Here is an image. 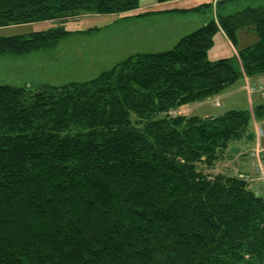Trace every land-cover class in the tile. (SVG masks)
Returning a JSON list of instances; mask_svg holds the SVG:
<instances>
[{
	"label": "trees",
	"instance_id": "1",
	"mask_svg": "<svg viewBox=\"0 0 264 264\" xmlns=\"http://www.w3.org/2000/svg\"><path fill=\"white\" fill-rule=\"evenodd\" d=\"M169 0H156L165 3ZM140 0H0V27L87 14H204L173 48L138 51L84 81L0 84V264H264V196L214 168L256 143L264 101L172 115L264 75V0L134 13ZM256 42L212 61L223 31ZM62 26L0 36V56L53 49Z\"/></svg>",
	"mask_w": 264,
	"mask_h": 264
},
{
	"label": "rangeland",
	"instance_id": "2",
	"mask_svg": "<svg viewBox=\"0 0 264 264\" xmlns=\"http://www.w3.org/2000/svg\"><path fill=\"white\" fill-rule=\"evenodd\" d=\"M214 1L182 0V2L175 1L163 7H193L202 3H214ZM150 3L157 2L156 0H140L141 7H145ZM158 8L152 7L149 10H156ZM209 13L210 10L207 9L204 14H190L188 16L183 14L155 16L157 14H154L139 18H123L122 14H87L69 18L64 22L58 20L39 21L0 27V36L47 30L58 26L71 31H85L91 28H99V30L90 34L73 33L62 39L55 48L47 51H35L26 55H1L0 84H27L32 90H35L42 83L59 85L69 81L89 80L97 76L101 71L113 67L117 62L126 58L130 54L129 52L139 50L160 51L173 48L180 37L202 26L208 18ZM177 27L180 28L174 34V29ZM160 28L164 36L172 32L169 41H166L164 44H152L153 46L151 47L149 44L147 48L138 45L139 42H137L134 32L140 34L145 31H157ZM131 33H133V39L131 38ZM220 33L215 35L214 45L209 50L208 56L212 61L224 57H234L236 51L256 42L258 39L256 33L244 29H240L237 32L236 40L233 42ZM151 36L153 40L160 39L158 36ZM147 40L149 39L143 37L142 41L145 42ZM244 83L245 81L240 79L235 84L229 86L222 93L224 96L221 99L212 97L203 101V103L195 102L183 105L172 111L171 114L199 115L203 117L216 116L231 109H248L253 104L264 101V95L257 90L259 87L264 86V79L260 81L259 79L255 80L252 78L250 80L249 85L253 90L252 94H249L246 88H242ZM260 128L264 131V124L255 121L256 138L257 131ZM254 147L255 142L250 144L244 140L234 141L229 145L225 154L216 162L214 168H207L204 165H201V168L205 172H224L246 176L249 173L242 171L244 170L243 168L241 171L238 168L243 163L245 153L247 155L249 152L250 161L245 170H250L257 178L251 180L255 176L249 174L248 181L257 195L264 196V188L263 190L259 188V186H264V182L260 180L259 173L254 168ZM246 157L248 158V156ZM252 181L254 182L252 183Z\"/></svg>",
	"mask_w": 264,
	"mask_h": 264
},
{
	"label": "crops",
	"instance_id": "3",
	"mask_svg": "<svg viewBox=\"0 0 264 264\" xmlns=\"http://www.w3.org/2000/svg\"><path fill=\"white\" fill-rule=\"evenodd\" d=\"M175 1H181L182 2V0H172V1H168V2H165V3H150V4H148L147 6H145V7H139V9H137L136 11H134V13H138V12H140V11H144V10H147V9H150V8H152V7H159L158 9H170V8H172V7H170V8H168V7H163V6H165L166 4H171V3H173V2H175ZM157 5H160V6H157ZM173 8H178V9H182V8H190V7H173ZM166 14H170V13H157V15H155V16H164V15H166ZM176 15H180V14H177V13H175ZM89 15V14H88ZM190 15V14H189ZM186 16V15H185ZM188 16V15H187ZM179 28L180 27H177L176 29H174L173 31H174V34H175V32H177L178 30H179ZM131 32V31H130ZM222 33L226 38H228L227 36H226V34L221 30V31H219L218 33ZM135 33V38H136V40H137V42H139V44L138 45H141L140 47H142V46H145V48H147V47H149V44H150V47L151 46H153L152 44H154V45H157V44H164V43H166V41H169V38H170V36H171V34H172V32L169 34V35H166V36H164V33H163V31H162V29L160 28L159 30H157V31H153V32H148V31H145V32H142V33H138V32H134ZM220 33V34H221ZM221 34V35H222ZM151 35H153L154 37H156V36H158V37H160V39H157V40H153V38H152V36ZM143 37H145V38H147V39H149V40H147V41H145V42H143L142 40H143ZM131 38L133 39V33H131ZM153 42V43H152ZM138 47V46H137ZM140 51V50H139ZM134 52H138V51H134ZM134 52H129L130 54L131 53H134ZM236 54H237V51H236ZM259 79L260 81L261 80H263L264 79V75H261V76H256V77H250V78H247V77H245V78H243V80L245 81V83H244V86H242V88L243 89H247L248 90V93L249 94H252V93H250V91H249V82H250V80L251 79ZM247 83V84H246ZM224 95L223 94H220V95H218V96H215L216 98L215 99H217V98H222ZM201 103H203V102H201ZM256 144V143H255ZM262 144L264 145V139L262 140ZM250 149V148H249ZM246 156H248V158L246 157ZM249 161H250V158H249V152H248V154L246 155V153H245V156H243V163H241L240 164V168H238V166H237V168L241 171V169L243 168L244 170H242V171H245L246 173H249L250 175H252V176H255L254 175V173H251L250 172V170H245L246 169V166H247V164L249 163ZM246 162V163H245ZM239 171V172H240ZM249 174H246V175H249ZM251 176V177H252ZM257 178V176H255V177H252L251 178V180H255ZM254 181H252V183H253ZM259 188L260 189H262L263 190V188H264V186H259Z\"/></svg>",
	"mask_w": 264,
	"mask_h": 264
},
{
	"label": "built area",
	"instance_id": "4",
	"mask_svg": "<svg viewBox=\"0 0 264 264\" xmlns=\"http://www.w3.org/2000/svg\"><path fill=\"white\" fill-rule=\"evenodd\" d=\"M257 90L260 91L264 95V86L259 87ZM249 91L251 93L253 92L250 86H249ZM263 138H264V131L262 130V128H260L257 131V140H256V144H255L254 151H253V154L255 157L254 168L259 173L260 180L264 182V145L262 144ZM245 178L249 179L248 176H246Z\"/></svg>",
	"mask_w": 264,
	"mask_h": 264
}]
</instances>
